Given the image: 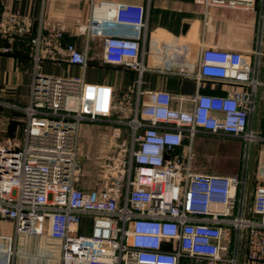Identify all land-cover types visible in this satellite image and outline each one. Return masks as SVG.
Instances as JSON below:
<instances>
[{
  "label": "built area",
  "instance_id": "2783aa9c",
  "mask_svg": "<svg viewBox=\"0 0 264 264\" xmlns=\"http://www.w3.org/2000/svg\"><path fill=\"white\" fill-rule=\"evenodd\" d=\"M87 1L90 17L78 28L86 37L84 50L66 43L63 29H46L43 21L33 32L19 12L0 27L11 45L28 38L34 66L28 104L0 100V107L23 114L21 139L0 140V264H14L23 234L60 243V264H264V186L256 188L253 207L245 208L250 152L260 140L252 121L258 90L264 88V0H193L207 16L215 9L255 13L254 59L206 47L195 72L187 63L189 49L171 45L166 72L198 85L210 79L231 87L226 95L176 98L142 87L145 5ZM94 41L105 64L137 73L138 91L131 118L116 122L129 128V148L102 187L84 189L78 186L80 131L85 123L113 122L116 92L84 77L44 75L40 65L67 62L85 70L95 61L90 55ZM174 99L181 107H173ZM187 102L189 110L182 107ZM201 135L245 142L243 172L195 171L194 142Z\"/></svg>",
  "mask_w": 264,
  "mask_h": 264
},
{
  "label": "crops",
  "instance_id": "0c3cea01",
  "mask_svg": "<svg viewBox=\"0 0 264 264\" xmlns=\"http://www.w3.org/2000/svg\"><path fill=\"white\" fill-rule=\"evenodd\" d=\"M96 1L97 3L130 2L145 5L148 11V30L145 42L147 72L143 76L142 85L145 89H163L170 92L175 98L189 97L196 93L226 95L231 89L229 86L210 79L204 80L201 85H198L192 78L166 72V59L170 55V51L167 50L171 45L185 46L189 49L187 63L195 72L198 69L201 51L206 47L235 50L242 52L249 62L254 59L253 52L257 34L255 13L215 9L210 11L207 16L206 11L197 6L193 0ZM91 8L92 5L87 0H0V27L8 15L19 12L21 18L31 24L33 32L37 31L38 25L43 21L46 29H63L66 33L65 42L72 43L84 50L87 44L86 37L79 33L78 28L87 24ZM8 46H11V50H15L13 55L2 52V48ZM90 55L95 57V61L85 70L67 62L54 63L45 60L40 65V73L51 77H84L87 83H106L112 86L116 92V109L112 123L118 124L117 121L129 118V115L132 114L133 106L137 101L138 75L105 64L102 60V48L98 41L90 43ZM113 71L114 74H112ZM89 74H94V76L90 78ZM129 76H133L134 81L128 79ZM261 78L264 80V64L261 69ZM33 79L34 66L30 57L28 38L17 39L11 45L0 30V100L12 105L26 106ZM173 107H181L177 99H174ZM182 107L189 110L191 105L187 102ZM216 115L221 116L220 114ZM22 122L23 114L21 112L1 106L0 140L6 138L20 140L23 129ZM256 131L260 140L255 143V166L253 188L248 202L249 209L253 207L256 188L264 186V91L261 93L259 125ZM218 138H220L219 142L240 144L245 154L247 148L245 142L231 137ZM250 162L251 152L247 178ZM244 164L243 156L239 174L243 172ZM245 208L247 210V193ZM7 232L9 235L12 234L10 224ZM42 243L40 237L20 235L16 242L19 253L14 264H49L48 252ZM22 254H25V258L20 257Z\"/></svg>",
  "mask_w": 264,
  "mask_h": 264
},
{
  "label": "rangeland",
  "instance_id": "374dc122",
  "mask_svg": "<svg viewBox=\"0 0 264 264\" xmlns=\"http://www.w3.org/2000/svg\"><path fill=\"white\" fill-rule=\"evenodd\" d=\"M93 76L94 74H89L90 78ZM129 78L134 81L132 76ZM130 118L131 115L124 120ZM129 132L126 125L109 122L83 124L78 157L79 187L92 189L103 186L105 176L112 172L118 157L122 158L124 150L130 146ZM243 154L240 144L219 142L209 136L201 137L195 146L193 168L197 172L234 176L242 165ZM42 241L48 252L49 264H60V243L47 238H42ZM20 257L25 258V254Z\"/></svg>",
  "mask_w": 264,
  "mask_h": 264
},
{
  "label": "water",
  "instance_id": "95a60500",
  "mask_svg": "<svg viewBox=\"0 0 264 264\" xmlns=\"http://www.w3.org/2000/svg\"><path fill=\"white\" fill-rule=\"evenodd\" d=\"M264 91V88H260L257 94V103H256V111L253 119V129L256 131L259 125V113H260V105H261V93ZM254 156H255V144L252 145L251 148V162L248 172V183H247V209H248V202L250 200V194L253 188V171H254ZM245 245H246V232L243 231L242 238H241V248L240 254L241 258H243L245 254Z\"/></svg>",
  "mask_w": 264,
  "mask_h": 264
},
{
  "label": "trees",
  "instance_id": "16d2710c",
  "mask_svg": "<svg viewBox=\"0 0 264 264\" xmlns=\"http://www.w3.org/2000/svg\"><path fill=\"white\" fill-rule=\"evenodd\" d=\"M14 52H15L14 49H12V50L10 49V51L6 52V54H12V55H13ZM26 57L29 58L28 55H26ZM116 68H117V69H122V70H127V71H130L131 73H132V72H133V73H136V72H134V71H132V70L126 68V67H123V66H116ZM132 77H133V76H132ZM22 123H23V122H22ZM206 136L213 137V138L217 139V141L220 140V138H218L217 136H212V135H201V136H199L198 138H196V140H195V142H194V153H195V146H196V143L200 140L201 137H206ZM185 143H186V144L188 143V140H187V139L185 140ZM236 175H239V172H238ZM234 176H235V174H234Z\"/></svg>",
  "mask_w": 264,
  "mask_h": 264
}]
</instances>
